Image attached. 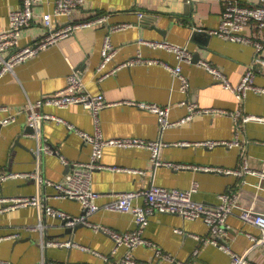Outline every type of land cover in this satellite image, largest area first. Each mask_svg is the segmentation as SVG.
<instances>
[{
  "label": "crops",
  "instance_id": "1",
  "mask_svg": "<svg viewBox=\"0 0 264 264\" xmlns=\"http://www.w3.org/2000/svg\"><path fill=\"white\" fill-rule=\"evenodd\" d=\"M228 3L256 7L259 0H85L71 15L63 17L54 15L55 0L39 2L34 8V22L22 31V46L31 45L46 34L47 27L42 17L47 13L53 14L55 28L99 16H106L107 19L97 27L81 28L64 37L37 56L18 64L13 72L0 77V108L8 109H0V121L11 114L17 115L16 122L0 125V169L4 172H33L39 169L44 178L62 182L73 167L64 166L61 156L73 163L84 164L91 160L90 145L65 125L44 122L40 137H36L30 133L27 119L30 103L65 88L67 77L77 71L84 78L87 92L103 94L107 101L118 103L99 112L98 126L106 138L138 137L146 141H162L166 145L161 150V159L188 167L155 166L151 161V152L145 148L107 147L100 162L107 167L126 170L93 171L91 184L101 194L97 200L101 206L110 201L115 193L147 190L152 185L187 191L197 183L198 191L193 198L208 207L216 206L220 195L232 192L239 195L243 206H251L257 200V208L264 210V180L245 172L246 164L255 170L264 167V122H243L233 116L238 111L264 116V94L250 92L239 102L234 92L224 88L213 75L199 66L202 60L209 62L237 86L257 57L252 45L222 39L211 33L221 25ZM21 5V0H0V31L8 28L10 12L21 8ZM120 24L130 26L113 31ZM244 33L258 37L256 24L250 25ZM107 36L117 53L113 61L100 69ZM141 40L168 41L190 49L193 61L182 64L183 73L190 81L187 93L182 92L181 81L175 79L164 65H177L175 55L164 49L152 48ZM10 53L5 52L4 56L8 57ZM137 55L158 60L159 63H140L103 77L118 64L129 62ZM262 56L264 58V50ZM256 74V85L264 87V66L258 67ZM124 101L168 107L172 122L186 118L190 104H196L201 109L227 112L198 114L186 123L161 130L156 113L138 105L120 103ZM42 110L66 119L80 131L95 132L94 113L84 106L71 105L65 109L45 106ZM210 139L224 142L238 140L239 144L233 147L198 145ZM43 143L49 144L56 153L38 155V148ZM197 168L240 171L242 175ZM33 195L46 197L49 205L72 216L84 214L81 203L55 198L56 190L46 184L25 179L0 183V197ZM136 203L143 204L144 201L139 198ZM149 219L143 237L151 244L140 245L133 251L138 261L151 264H231L230 254L206 242L213 235L203 220H187L169 213H157ZM88 220L118 233L137 229L133 215L126 212L102 209ZM31 227L35 229H29ZM226 232L228 237L225 242L235 253H248L252 263L264 264L263 247L249 251L252 243L249 234L262 235L257 227L231 215ZM13 234L19 237L0 241V258L14 264L37 263L44 256L47 260L66 264H107L101 256L79 247L43 249L44 241L69 239L103 256H110L116 264H126L122 259L127 248L122 246L113 253L115 242L106 233L96 232L83 224L66 226L62 220L41 213L37 207L0 213V238ZM158 250L168 257L156 255Z\"/></svg>",
  "mask_w": 264,
  "mask_h": 264
},
{
  "label": "built area",
  "instance_id": "2",
  "mask_svg": "<svg viewBox=\"0 0 264 264\" xmlns=\"http://www.w3.org/2000/svg\"><path fill=\"white\" fill-rule=\"evenodd\" d=\"M42 0H21V8L15 9L10 12V22L7 29L0 31V77L4 76L7 72H13L14 68L35 56H37L44 49L57 44L58 41L64 39V37L72 35L74 32L85 27H97L104 23L107 19L106 16H99L94 19L85 20L81 22H70L65 24L63 27L55 28L52 24L53 14L47 13L43 18V22L47 27V32L39 40L31 45L22 46L21 45V35L24 28L29 27L34 22V8ZM85 0H55V16H69L76 9L80 8L81 4ZM221 25L218 29L211 31L212 34L219 36L222 39H227L230 41L248 43L255 48L256 59L254 63L248 68L243 75L241 82L234 86L226 74L220 71L217 67L213 66L209 62L200 61L199 66L203 67L208 71L213 77L223 85V87L228 88L235 93L236 98L239 102L243 101L244 98L250 92H255L258 94H264V87L257 86L255 79L257 76L258 67L264 66V58L262 52L264 50V0H259V5L256 7H250L239 3H228L225 7ZM256 24V29L258 37H250L245 35V30L250 27V25ZM128 24H120L113 28V31L128 28ZM104 46L102 49V64L100 69L107 66L113 58L116 56L117 51L114 49L112 42H110V37L107 36L104 41ZM142 43L154 47L164 49L169 53H173L178 59V64L175 66H170L164 64L168 71L175 79L181 81V90L187 93L190 89V81L186 75L183 73V63H190L193 61L194 57L190 49L185 46L175 44L168 41H146L141 40ZM11 52L8 57L4 56L5 52ZM149 64L159 63L158 60H148L144 59L141 55H137L133 60L129 62H124L118 64L110 72L103 75L107 76L109 74L115 73L121 68L131 67L136 64ZM68 82L65 88L58 90L54 94L46 95L40 98L34 103H30L27 107V119L28 124L34 129V136L40 137V130L44 122L54 121L58 124L65 125L68 130L78 134L83 141L88 143L92 149L91 160L89 162L83 163H73L65 157H60L61 162L64 166L73 167L64 180L61 182H53L42 176L39 169L33 172H4L0 169V183L7 182L9 180L15 179H25V180H35L39 184H46L53 187L56 190L55 198L59 199H71L78 201L82 204L84 214L82 216H72L66 212L59 210L46 201V197L40 195L33 196H17V197H0V213L13 212L21 208L27 207H37L41 213L62 220L66 226L76 227L79 224L88 225L92 227L96 232H103L109 235L115 242V248L113 253H115L120 247L125 246L127 248V253L122 259V262L126 264H151L144 261H138L133 255V251L144 244H151L148 240L143 237V231L145 227L150 222V217L157 213H169L178 214L187 220L201 219L203 220L210 231L212 232V237L207 239V243H213L220 250L225 253L230 254L231 264H254L248 258V253L241 255L235 253L230 246L225 242L228 228V219L231 215H236L243 222L249 223L257 227L261 236H255L249 234L252 241L249 251L256 247L264 248V210H259L257 208V200L253 202L251 206H243L240 203L239 195L236 193L222 194L219 196V203L214 207H208L203 202L195 200L193 198L194 193L198 191V184L194 183L191 189L187 191H182L179 189L168 190L167 188L152 185L147 190L139 191H129L112 194L110 201L103 204L102 206L97 203V200L101 198V194L96 192L91 184L92 173L95 170L102 169H113L116 171L126 170L124 168L118 167H107L101 163V159L104 155L105 148L115 147V148H145L151 152V161L155 166H169L175 167L177 169H185L187 166L170 164L161 159L160 153L162 148L166 145L162 141H146L141 138L133 137H119V138H106L104 133L99 129L98 120L99 112L105 107H111L118 105V103H112L107 101L105 95L98 94L93 95L86 91V86L84 78L82 75L73 71L68 77ZM120 103H127L134 106H140L149 112L156 113L159 120V125L161 130H166L167 128L173 127V125L182 124L190 121L194 116L198 114H208V113H226L220 109H201L196 106V104H190L188 106L189 115L177 122H172L170 120V111L168 107H162L158 104L150 103H135L131 101H124ZM71 105H81L84 108L89 109L94 113L96 118V129L94 133H89L86 131H80L74 125L52 113L44 112L42 110L45 106L57 107L60 109H65ZM3 110H8L7 108H0ZM235 119H241L243 122L257 121L264 122V116L259 117L251 114H243L241 111L233 114ZM17 115L11 114L8 117L0 121L1 126H6L16 122ZM185 144V143H184ZM239 144L238 140L235 141H217L209 140L206 142H200L198 145L206 147H215L219 145L223 146H237ZM186 145V144H185ZM54 150L49 144L43 143V145L38 148V155L41 154H55ZM206 171L216 170L223 171L218 168H197ZM138 173L139 171H134ZM223 172H234L238 175H242L240 171L227 170ZM245 172L251 173L259 176L261 180H264V167L262 170H255L250 168L248 164L245 166ZM260 187V186H259ZM142 198L144 203L137 204L136 201ZM106 209L114 212H126L133 215L137 229L134 232L118 233L108 227H102L93 224L89 221V217L99 210ZM42 228V224L39 225ZM29 229H35L33 227ZM18 234H13L7 237H1L0 241L7 238H18ZM49 247H65L67 249L73 247H79L83 251H90L97 256H101L106 260L107 264H116L111 261L110 256L101 255L95 250L89 247H84L79 243L75 242L73 239L68 241H57L48 240L44 241L43 249L46 250ZM160 257H168L158 250L157 254ZM0 264H14L8 259L0 258ZM33 264H66L57 261L47 260L45 256L37 263Z\"/></svg>",
  "mask_w": 264,
  "mask_h": 264
},
{
  "label": "water",
  "instance_id": "3",
  "mask_svg": "<svg viewBox=\"0 0 264 264\" xmlns=\"http://www.w3.org/2000/svg\"><path fill=\"white\" fill-rule=\"evenodd\" d=\"M30 130H31L30 133H34V132H35L34 129H33L32 127L30 128ZM70 229H71V228H69V230H70Z\"/></svg>",
  "mask_w": 264,
  "mask_h": 264
}]
</instances>
